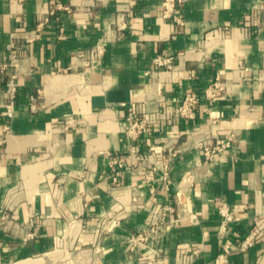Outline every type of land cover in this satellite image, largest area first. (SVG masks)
Returning <instances> with one entry per match:
<instances>
[{
	"label": "crops",
	"instance_id": "0c3cea01",
	"mask_svg": "<svg viewBox=\"0 0 264 264\" xmlns=\"http://www.w3.org/2000/svg\"><path fill=\"white\" fill-rule=\"evenodd\" d=\"M161 1L0 0V56L14 51L18 83L0 144V264H215L219 254L223 264H264V29L246 23L261 0H181L166 18ZM98 42L100 59L72 62ZM157 56L171 57L178 73L146 74ZM215 78L228 91L207 98ZM4 87L0 77V111ZM190 90L199 102L186 119L175 106ZM132 100L160 112L134 141L124 134ZM3 122L0 114V135ZM194 132L229 146L211 162L187 149L164 179V145L179 147ZM129 146L157 154L152 179L127 158L112 181L108 152L126 156ZM133 193L142 207L132 208ZM221 200L240 208L224 236L216 233ZM159 208L161 231L133 241ZM108 214L119 224L96 235ZM29 217L39 221L33 238L25 236ZM251 231L252 244L240 249Z\"/></svg>",
	"mask_w": 264,
	"mask_h": 264
},
{
	"label": "built area",
	"instance_id": "2783aa9c",
	"mask_svg": "<svg viewBox=\"0 0 264 264\" xmlns=\"http://www.w3.org/2000/svg\"><path fill=\"white\" fill-rule=\"evenodd\" d=\"M181 0H162L160 4V9L158 11V16L160 18L168 17L172 12L176 10V4H179ZM55 6L63 7L64 9H69L67 5L61 4L56 1ZM256 16L249 15L246 19V23L256 28V30L264 29V0H261L257 9ZM180 22V21H179ZM115 26L117 30L124 29L126 27L125 23L122 21H116ZM27 38V37H26ZM104 43L98 42L95 45L77 52L73 56V61H81V64L84 66L92 65L95 61L101 58L104 53ZM16 55L13 50H10L9 53L1 57L0 56V77L4 80V92H3V101L1 103L0 114L3 117V135H0V144L5 141L6 134L9 131V126L7 121H9L14 114L15 110V100L17 94V77L14 72L11 71ZM151 71H167L172 72V76L178 73V69L175 67L173 59L171 57H162L157 56L152 61L151 70L146 71V74H149ZM162 80H158L155 84V89L160 92ZM228 91V86L225 83L221 82L219 78H215L209 82L205 89L204 95L207 98H214L221 95L223 92ZM199 102L198 94L193 91H187L181 101L175 106L176 113L182 118H189L192 113L195 111ZM145 104L143 108L140 105V101L132 100L127 107L126 120L127 124L124 128L125 137L128 140L134 141L140 137L143 133H150L151 128L156 125L159 120L160 112L157 108L153 109L148 106L151 102H142ZM38 102L36 96H30L29 109L35 111L38 109ZM73 124V120H66L65 127L68 128ZM187 139L179 147H172L168 143L164 145V149L159 154L162 161V177L165 179L167 177V165L171 160L178 158L183 154L187 149L193 147L200 151L201 156L204 162L213 161L216 156L222 153L228 146L229 141L221 138H216L214 142L207 143L205 136L201 132H194L191 136H187ZM109 155V165L115 168L114 174L112 176V181L116 182L117 178L120 175V169L123 168L127 162V158L130 159L129 165L132 167L141 168L144 173V178L150 180L154 175V165L152 158L157 155L155 152L141 153L133 150L130 146L128 149L127 155H112L108 152ZM132 208H138L143 206V201L139 193H133L130 197ZM8 208V206H7ZM216 209L219 215V222L217 227V235L224 236L227 232L229 224L235 219V212L238 208H233L226 201H219L216 204ZM2 218H9L8 213L3 212ZM10 219V218H9ZM119 215L108 214L105 217L101 218L97 223L96 235L104 234L119 224ZM172 220V219H171ZM165 225V211L162 208H159L152 218L149 221L148 234H138L134 238L135 240H147L149 237L154 238L158 232L161 231ZM25 236L27 238H33L36 234V230L39 227V221L35 217H29L26 219L25 223ZM256 232L251 231L248 236H246L240 244V249H245L252 244V241L255 237ZM198 250L194 249L193 253H196ZM225 261V255L219 254L215 259V264H223Z\"/></svg>",
	"mask_w": 264,
	"mask_h": 264
}]
</instances>
